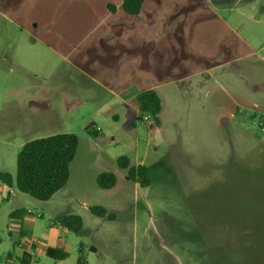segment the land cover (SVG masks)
Here are the masks:
<instances>
[{"label": "rangeland", "instance_id": "374dc122", "mask_svg": "<svg viewBox=\"0 0 264 264\" xmlns=\"http://www.w3.org/2000/svg\"><path fill=\"white\" fill-rule=\"evenodd\" d=\"M227 2L180 0L174 3L175 17L237 8L244 13L236 21L240 38L254 55L215 70L220 40L213 21L184 19V29L174 36L179 40L174 62L190 64L176 66L165 80L163 133L157 136L152 118L138 120L135 108L132 113L90 77L116 82L123 73L113 50L123 42L134 45L122 33L137 27L140 17L125 13L121 0H0V168L16 178L22 142L57 134L79 138L68 184L50 204L14 187L22 205L13 209L26 208L33 216L0 217L3 261L19 264L22 230L38 245L55 233L49 225L56 216L72 214L82 217L84 226L81 234L63 237L68 258L55 262L43 252L41 263L77 264L81 255L87 264H212L198 237L195 210H223V202L239 196L252 205L250 197L264 192V0ZM150 8L148 0L143 13ZM166 41L160 36L153 51L157 58L144 68L166 74ZM220 76L227 87L214 101L201 82ZM97 128L96 135L89 133ZM231 151L242 165L229 162ZM123 156L132 166L150 167V186L129 179L118 165ZM106 172L117 177L110 190L97 182ZM94 206L114 213V220L94 215Z\"/></svg>", "mask_w": 264, "mask_h": 264}, {"label": "trees", "instance_id": "16d2710c", "mask_svg": "<svg viewBox=\"0 0 264 264\" xmlns=\"http://www.w3.org/2000/svg\"><path fill=\"white\" fill-rule=\"evenodd\" d=\"M125 13L137 16L141 13L147 0H121ZM114 13L115 8L108 5ZM130 104L139 112L138 120L152 118L157 126H161L160 114L163 103L160 95L154 90H145L130 100ZM97 130H89L97 134ZM79 149V138L75 134H57L26 142L17 155V174L14 178L10 173L0 172V182L39 201H49L56 193L66 187L70 179V167ZM237 162V163H236ZM235 159L232 165H242ZM121 169L128 171L130 180L141 187L151 184L150 167L134 165L126 156L118 159ZM242 167V166H241ZM238 166L237 170L241 168ZM244 169L241 168V171ZM262 171V167L259 168ZM256 171V170H255ZM252 170L251 174H255ZM97 182L102 189L116 187L117 177L106 172L98 176ZM264 192L255 193L250 197L251 204L242 201L223 202V210H195L198 217V237L209 254L212 264H264ZM247 204L249 207H246ZM91 212L108 220H114V213L100 206L90 208ZM30 212L19 209L10 214L11 218L22 220ZM52 225L67 229L76 235L81 234L84 226L82 217L78 215H61L56 217ZM47 253L56 260H65L69 254L62 248L49 249ZM221 258V262L216 260ZM80 255L78 264L83 263ZM228 261V263H227ZM32 255L25 252L20 258L21 264H31Z\"/></svg>", "mask_w": 264, "mask_h": 264}, {"label": "crops", "instance_id": "0c3cea01", "mask_svg": "<svg viewBox=\"0 0 264 264\" xmlns=\"http://www.w3.org/2000/svg\"><path fill=\"white\" fill-rule=\"evenodd\" d=\"M179 1L180 0H151L150 11L143 13V9H142L141 13L137 15L140 17L139 24H137L138 26L135 27L133 30L124 29V32L122 33V36L124 38L123 40L128 42L132 40L130 42H134V45L128 46L127 44H123L124 43L123 42L121 45L117 47V49L115 47V50H113L116 52V55L114 56L115 59L113 60L117 61L116 65H120V67L121 66L123 67L122 69L123 73L120 72V74H118L119 79H116V82L114 79H112V82L111 79H109L110 80L109 82L104 77L102 79L99 78L96 79L93 76H90L93 82L97 84L99 87L101 86V89H103L108 94H110L111 97L122 101L125 106L126 105L129 106L131 108L132 113L134 107L130 104V100L133 97H135L137 94L145 90H154L160 95V97L163 100L164 97L162 96L161 89L166 86L165 80L167 79V77L174 75L175 73L174 70L176 66L180 68L187 67L185 64L187 63L186 60L183 62L181 61L177 63L174 62L176 46H179L178 45L179 40H175L174 36L176 30L182 31L184 29V19L193 18L195 20L206 19L209 21L210 20L213 21V25L216 26L217 28L215 30V35L216 36L219 35V40H220V45H219L220 55L215 53V56L218 57L217 60L219 62V65L214 66L215 70L222 69L224 66L229 65V63H233L240 59H247L250 58V56L254 55L253 47H251L249 43H247V41H244L242 38H240V34L238 31L239 28L236 21H239L240 20L239 16H243L244 13L240 12L237 8L235 9L231 8L228 10L226 9L223 10V8H221L219 10L204 11L202 13L196 12L194 14L179 13L177 14L179 18H176L174 12V7H175L174 3L175 2L179 3ZM226 1L227 0H217V2L220 4L223 3L228 4V2L226 3ZM171 7L173 9H171ZM115 13L116 12H114L112 15H115ZM148 20L151 21L150 23L151 28H145V26L148 23ZM176 20L179 21L176 23ZM20 29L23 31H28L23 27H21ZM28 32L31 33L30 31ZM180 35L181 34H179V36ZM160 36L161 37L167 36L166 45L162 47V50H166L167 52L166 54L167 70L165 71L167 75L164 74L163 71L160 72L158 69L154 70L155 68H150V69L149 68L146 69V67L144 68V66H146L150 61L154 62L155 58H157V56L153 54V51H158ZM181 42L183 41L181 40ZM177 58H179V56H177ZM208 69L214 70L212 67H208ZM200 73L202 72L200 71L197 74ZM187 77L192 78V74H190ZM212 80H208L203 83L201 82V84L207 87L205 93L204 92L202 93H204L206 96L209 97H211L213 94L214 95L213 98L215 99L214 101H219L218 93L221 92L223 94L227 86H225L221 82V76L219 77V79L216 80L212 79ZM171 82L173 81L168 80L169 85ZM225 97L229 98L228 93H225ZM205 104L206 103L202 104V107ZM234 107H236V104L232 102V108ZM231 117L233 118L234 115L232 114ZM147 118L145 119L148 121L149 117ZM150 128L152 129V131H154V133L157 136H162L163 133L162 126L156 125L155 127V125H151ZM232 142L233 139L231 138V145L232 148H234ZM24 144L25 143L23 142L20 144L21 148L23 147ZM234 154L235 153L231 151V160L229 162H233L234 159L238 161V159L235 158ZM0 172H7L12 174V171H9L6 168H0ZM9 189L10 188L7 185L0 182V217L4 218L7 215L9 217V220H13V221L20 220L18 218L13 219L10 217V214L12 212L19 209H24L30 212V214L27 215L26 217L33 216V212H31L26 208L22 207L18 209L17 208L13 209V207H21L22 204L21 201L18 199V197H16V192L14 195H10ZM56 194L49 201H46V203L50 204L53 198L56 196ZM38 216L40 218H43L44 214H38ZM26 217H24L21 221H24ZM53 220L51 221L49 226L52 230L55 231V233H51L48 238H44L40 240L38 245L36 244L35 241H33L32 235L28 234L24 230L21 231L20 236L22 242L19 241L16 243V245H18L21 251V257L25 252L30 253L32 255L31 264H43L40 262L41 253L44 252L42 255L46 254V256L49 257L50 255L47 253L49 249H55L57 247H60L63 249V251H65L64 250L65 243L63 241V237L67 236L70 232L67 229L52 225ZM59 230H62V233H60ZM37 247H39L40 250L39 249L37 250L36 249ZM11 257H12L11 254H9L8 259H11ZM20 258L18 259L19 264H21ZM50 258L53 257L50 256ZM58 261H63V260L55 259V262ZM83 263L86 262L83 261ZM0 264H9V262L7 260L3 261L0 257Z\"/></svg>", "mask_w": 264, "mask_h": 264}, {"label": "built area", "instance_id": "2783aa9c", "mask_svg": "<svg viewBox=\"0 0 264 264\" xmlns=\"http://www.w3.org/2000/svg\"><path fill=\"white\" fill-rule=\"evenodd\" d=\"M97 130H99V129L97 128ZM15 192H16V191L14 190V188H10V189H9V194H10V195H14ZM84 264H86V263H84Z\"/></svg>", "mask_w": 264, "mask_h": 264}]
</instances>
